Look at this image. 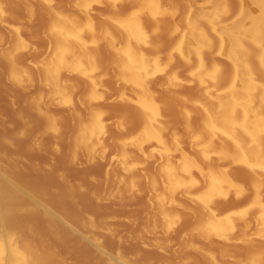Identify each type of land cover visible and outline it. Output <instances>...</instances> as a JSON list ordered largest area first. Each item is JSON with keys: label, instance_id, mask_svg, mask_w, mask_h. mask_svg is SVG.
<instances>
[{"label": "clouds", "instance_id": "obj_1", "mask_svg": "<svg viewBox=\"0 0 264 264\" xmlns=\"http://www.w3.org/2000/svg\"><path fill=\"white\" fill-rule=\"evenodd\" d=\"M5 90L24 151L121 264H264V0H0Z\"/></svg>", "mask_w": 264, "mask_h": 264}, {"label": "rangeland", "instance_id": "obj_2", "mask_svg": "<svg viewBox=\"0 0 264 264\" xmlns=\"http://www.w3.org/2000/svg\"><path fill=\"white\" fill-rule=\"evenodd\" d=\"M14 3L10 5L14 14L25 8L23 4ZM30 115L21 94L11 90L0 91V142L12 140L19 146L17 150L4 145L5 151L0 155V173L4 177L0 184L9 194V203H17L15 187L30 192V199L27 195L28 198H19L21 205L29 208L27 213L22 214L21 222L31 224L33 230L37 231V241L43 251L55 247L67 254L77 245L85 244L109 264H121L117 254L118 245L113 237L86 222L78 212L77 205L57 190V185L44 168L47 157L29 156L24 151L25 142L17 137L26 128L25 121ZM25 158L27 163L24 162Z\"/></svg>", "mask_w": 264, "mask_h": 264}, {"label": "bare ground", "instance_id": "obj_3", "mask_svg": "<svg viewBox=\"0 0 264 264\" xmlns=\"http://www.w3.org/2000/svg\"><path fill=\"white\" fill-rule=\"evenodd\" d=\"M1 180H4L2 173L0 183ZM14 195L17 203L11 204L9 194L0 184V264H35L43 258L44 251L39 247L37 231L31 224L21 222L22 214L29 208L22 206L19 200L21 196L30 199L31 194L15 187Z\"/></svg>", "mask_w": 264, "mask_h": 264}]
</instances>
